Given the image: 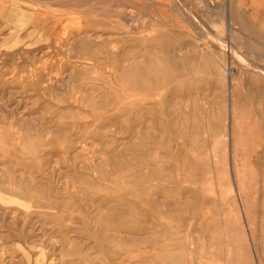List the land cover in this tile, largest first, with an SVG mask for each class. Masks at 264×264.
I'll list each match as a JSON object with an SVG mask.
<instances>
[{
  "label": "rangeland",
  "instance_id": "rangeland-1",
  "mask_svg": "<svg viewBox=\"0 0 264 264\" xmlns=\"http://www.w3.org/2000/svg\"><path fill=\"white\" fill-rule=\"evenodd\" d=\"M1 1L0 264H264V0Z\"/></svg>",
  "mask_w": 264,
  "mask_h": 264
},
{
  "label": "bare ground",
  "instance_id": "bare-ground-1",
  "mask_svg": "<svg viewBox=\"0 0 264 264\" xmlns=\"http://www.w3.org/2000/svg\"><path fill=\"white\" fill-rule=\"evenodd\" d=\"M1 2H4V0L1 1ZM9 4H10V3H9ZM9 4H8V5H9ZM226 6H227V5H226ZM5 12H6V11H5ZM149 21H150V20H149ZM140 24H141V23H140ZM136 27H137V26H136ZM225 46H226V45H225ZM232 49H233V48H232ZM234 49H235V48H234ZM24 57H25V56H24ZM246 65H247V64H246ZM246 65H245V66H246ZM246 67H247V66H246ZM246 67H245V68H246ZM248 69H251V70H253V71H255V72H258V73H260V71H261V70H258L257 68H253V67H251V66H248ZM229 70H230V69H229ZM226 71H227V70H226ZM231 71H232V70H231ZM231 71H229L228 73H229V76L232 77V73H231ZM261 73H262V72H261ZM229 76H228V77H229ZM229 124H230V123H229Z\"/></svg>",
  "mask_w": 264,
  "mask_h": 264
}]
</instances>
